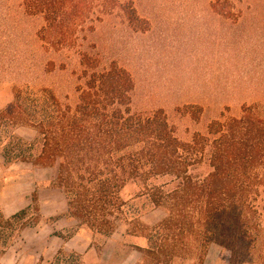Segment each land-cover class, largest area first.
I'll use <instances>...</instances> for the list:
<instances>
[{
  "label": "rangeland",
  "instance_id": "1",
  "mask_svg": "<svg viewBox=\"0 0 264 264\" xmlns=\"http://www.w3.org/2000/svg\"><path fill=\"white\" fill-rule=\"evenodd\" d=\"M19 1L0 0V109L15 86L25 85L49 88L73 106L83 78L80 59L88 54L96 71L112 61L125 68L134 80L131 110L162 109L182 141L205 133L212 120L241 115L246 106L264 115V0H64V13L51 26L41 16L24 15ZM15 132L28 140L35 134L27 127ZM203 166L197 172H205ZM56 172L57 164L3 167L0 157V212L24 208L36 191L42 215L0 254V264H36L40 256L47 261L60 247L81 253L83 264H144L132 246L146 241L124 236L123 222L105 238L75 220L54 219L66 209ZM140 193L130 182L121 196L144 209L141 220L153 225L165 212ZM255 206L262 226L256 248L231 250L213 242L202 264H264V184ZM78 231L83 234L66 241L56 235Z\"/></svg>",
  "mask_w": 264,
  "mask_h": 264
},
{
  "label": "trees",
  "instance_id": "2",
  "mask_svg": "<svg viewBox=\"0 0 264 264\" xmlns=\"http://www.w3.org/2000/svg\"><path fill=\"white\" fill-rule=\"evenodd\" d=\"M64 0H20L26 16H41L51 26L63 15ZM133 18L131 12H126ZM136 15H134V19ZM82 82L73 106L49 88L15 86L0 109L2 166L57 164L54 185L66 209L54 217L75 220L92 235L110 237L118 222L124 236L146 241L133 245L144 264H172L194 257L202 264L211 243L235 250H254L262 234L255 202L264 184V115L246 106L241 115L212 120L205 133L182 141L162 109L149 114L131 110L134 80L112 61L94 70L95 58L81 56ZM34 130L28 140L15 132ZM204 165L205 172H197ZM137 182L138 197L162 208L153 225L121 192ZM42 218L38 194L11 215L0 212V254L24 229ZM60 236L64 241L71 238ZM36 264H83L82 254L64 247Z\"/></svg>",
  "mask_w": 264,
  "mask_h": 264
},
{
  "label": "crops",
  "instance_id": "3",
  "mask_svg": "<svg viewBox=\"0 0 264 264\" xmlns=\"http://www.w3.org/2000/svg\"><path fill=\"white\" fill-rule=\"evenodd\" d=\"M83 234V231H81V233H80V231H78V232H76L70 239H72L73 237H75V236H77V235H82Z\"/></svg>",
  "mask_w": 264,
  "mask_h": 264
}]
</instances>
